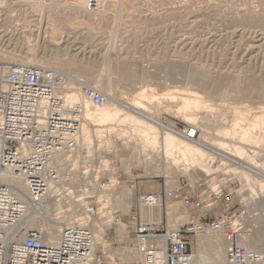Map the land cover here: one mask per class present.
I'll list each match as a JSON object with an SVG mask.
<instances>
[{
	"label": "rangeland",
	"instance_id": "1",
	"mask_svg": "<svg viewBox=\"0 0 264 264\" xmlns=\"http://www.w3.org/2000/svg\"><path fill=\"white\" fill-rule=\"evenodd\" d=\"M56 1L59 0H43L45 6L41 12L33 11L30 5L19 2L11 11L12 17L5 21V14L0 13V21L3 26L23 27V30L32 32V38L44 37L45 42L39 47V51L50 53V49H55L63 54L64 58L72 60L74 64L70 75L83 80L84 84L95 86L98 82L96 79L101 80L98 86L103 91L108 88V81L111 78L113 86L111 85L110 91L119 95L124 101H131L138 96L136 94L146 84L143 79L145 77V81H149L148 86L152 85L154 88L148 89V97L144 99L146 103L156 106L152 110L153 114H158L164 122L167 121L170 124L197 125L200 130V140L210 142L211 136L216 135V126L219 123L216 111L222 109L223 105L230 107L233 103L240 107L242 104H244L242 107L250 106V121L257 120L258 125L256 128L250 126L253 130L251 134L254 136V142L247 144L246 148L257 151V157L264 161V112L260 110V107H264L263 96H260L264 93V0H102L101 3L97 0L95 6L102 4V8L107 10L99 22L88 15L63 10L53 4ZM117 25L119 39L117 38L118 41L116 39L113 49L110 50L109 42ZM2 34L0 33V36ZM14 37L8 43L9 37L6 35L4 41L0 39V46L12 54L19 53L18 55L21 56H27L38 49L35 42L29 43L23 36L17 38L18 35H15ZM54 38L57 40L55 41ZM82 48H87L86 51L84 50V55ZM92 49H95L93 54L89 51ZM105 49L111 51V59L105 54L107 52ZM3 62L10 63L9 60ZM81 65L88 66V72L76 70L75 67ZM123 68L126 73L123 72ZM132 70H139L142 73L135 78L131 76ZM108 71L112 72L111 75ZM158 76L161 81L158 80ZM249 78L254 79L255 87L253 85V87H247ZM234 84L239 87L236 88ZM182 88L183 90L195 88L214 107L196 110L197 116H194V121H187L177 110L181 95L176 90H182ZM247 88L252 91L248 89L249 96L243 98L242 93ZM169 93L173 95L177 93L176 96H180L178 101L171 99L172 95L169 96ZM152 95L155 97L152 98ZM157 108L160 111H157ZM108 124L103 126L104 128L107 126L105 129L95 125L92 138L98 141V148L103 154L105 152L110 160L111 174L108 179L101 181L104 185L95 189L83 188L84 194L82 193L80 198L86 203V208L78 207L80 199L72 202L67 197L63 199L70 204L59 210L61 212L66 209L76 211L78 217L84 219L82 223L95 219L96 227L105 237L104 242L98 243L96 264H140L141 257L136 247L124 248L114 239V229L118 226L117 216H122L125 222L127 221L123 215L125 211L132 210V215L139 213L141 207L137 199L138 194L158 191L164 186L165 181L168 187L182 185L184 192L190 195L200 194L207 186L216 184H220L227 191H237L242 210L245 212L244 215H239L240 219L243 225L252 229L251 242L256 245V250L264 255V240L256 234L264 227V178L263 180L255 177L245 179L239 174V168L233 171L229 169L232 166L227 169L220 167L217 171L213 166L212 171L205 174L198 172L200 168L198 163L191 170H185L183 166L180 169L170 166L166 176L159 172L150 174L152 170L147 171V169L157 171L160 168L158 160L148 159L152 153L150 151L135 153L134 156L139 158V161L130 165L128 170L123 165L121 153L110 150L109 147L114 141L115 145L121 149L122 140L133 127L131 128L132 125L130 126L129 123L118 120ZM114 129L124 137L116 134ZM118 136L122 139H118ZM81 145H83L82 137ZM92 152L93 150L88 149L87 153L80 151L82 157L90 156ZM130 173H133L135 178L131 177ZM111 188H115V192L108 196L107 193L112 190ZM133 188L136 190V197L129 208H123L122 202L114 203L116 196L120 194L122 196L120 199H124V191ZM56 198L59 199L61 196ZM171 203L184 209L180 201ZM91 208L96 212L94 217L89 215L88 211ZM166 210L167 207L162 210L165 219ZM217 210L218 208L214 207H204V211L209 214ZM63 214L64 211L60 215ZM185 221L186 218L180 222ZM180 222H171L172 227H178ZM129 229L131 230V227ZM219 235L224 242V264H226V242L222 233L199 235L200 244L195 252L199 253L201 246L209 255L208 239ZM191 238L192 236L189 237L190 240ZM204 262L210 264L209 261ZM261 264H264V261Z\"/></svg>",
	"mask_w": 264,
	"mask_h": 264
},
{
	"label": "built area",
	"instance_id": "2",
	"mask_svg": "<svg viewBox=\"0 0 264 264\" xmlns=\"http://www.w3.org/2000/svg\"><path fill=\"white\" fill-rule=\"evenodd\" d=\"M95 2L88 0V5ZM68 83L66 74L51 67L0 62V264L96 263L99 246L91 222L65 224L52 243L45 227L32 226L29 219L32 213H42L44 202L57 189L65 187L58 196L75 202L85 188L104 185L101 181L111 174L110 160L96 139L93 154L81 156L87 153L81 145L84 104L67 102L63 90ZM80 89L95 106L107 105L100 90L85 84ZM170 125L172 133L186 140L200 137L197 125ZM137 199L141 208L151 211L173 201L193 211L178 227L136 214L130 227L140 264H197L189 237L215 233L225 239L226 264L263 261L262 253L245 243L252 229L233 223L245 214L237 191L216 184L190 195L182 185L168 187L165 181L160 190L140 193ZM204 207L218 210L209 214ZM88 212L96 215L93 208ZM117 222L123 223V217L117 216Z\"/></svg>",
	"mask_w": 264,
	"mask_h": 264
},
{
	"label": "bare ground",
	"instance_id": "3",
	"mask_svg": "<svg viewBox=\"0 0 264 264\" xmlns=\"http://www.w3.org/2000/svg\"><path fill=\"white\" fill-rule=\"evenodd\" d=\"M100 1L102 2V0H98V3H101ZM19 2H23L27 5H30L33 8V11H38V12H41L43 9V6H45V4L43 3V0H2L0 2V13L5 14V17H4L5 21L8 18L12 17L11 11L14 10L15 5ZM96 2H97V0H96ZM53 4L58 5L59 7L63 8V10L65 9L67 11L74 12V14L77 13V14H82V15H88L93 20L98 21V22H99V20H101V18L104 17V13L107 11V10L105 11L102 8V4L100 6H98V5L95 6L96 5L95 4L94 5L95 7H93V6L90 7L88 5V0H59L58 2L57 1L53 2ZM118 13L120 15L119 11H118ZM114 15H116V14L114 13ZM114 18H115V16H114ZM116 21H114V22H116ZM116 24H118V23H116ZM22 28L23 27L19 28L16 25L15 26H12V25L3 26L2 21H0V33H3L0 36V39L4 41L5 36L8 35V37H9L8 43H10V41H12L15 38L14 37L15 35H18L17 38L23 36L27 40V42H29V43L35 42L36 45H38V49L35 50V52H33L27 56L26 55L21 56V55H18L19 53L12 54V53L8 52V50H4L3 47L0 46V60H1L0 62H3L4 60H9L10 63H22V64H29V65H35V66L51 67V68H55L57 70H60L61 72L66 74L68 77L69 83L66 85L65 89L63 90V93H64V96H65L67 102L68 103H75V102L81 101L84 104V120H83V124H82L81 137L83 139V146L86 147L87 149H89V151L95 142L94 139L92 138V136H93L92 133L94 131L93 127L95 125H99V126L103 127L104 125H107L108 123H112V122H115L118 120L122 123L123 122L129 123L130 126L132 125L131 128L132 127L133 128H132V131L127 133V135L125 134L126 136L122 140L123 147L121 149H119L115 145L114 141L112 142V145H110L109 148H110V150H114L117 153H121V156H123V165L128 170L130 168L129 167L130 165H132V164L134 165V163L139 161V158L137 159L134 156L135 153L139 154L138 152H141V153L145 152L146 153L147 151H150L152 153L150 154L151 156H149L148 159L149 160H156V161L158 160L159 166H160L159 170H157V171H156V169L155 170L147 169V171L152 170L150 172V174L159 172L160 174L166 176L167 169L170 166H174L176 169H180L183 166V169L191 170V169H193V166H195L196 163H198V164H200V168H199L198 172H203L205 174H209L212 171L211 167H213V166L216 167L215 168L216 171L220 167L227 169L228 167L232 166V168H229V169H232V171H233V170H236L237 168H239L240 169L238 171L239 174H241V176L245 179H250L251 177H255V178L263 180L262 178H264V161H261L262 159L257 157V153H258L257 151L252 150L251 148H246L247 144L254 142V139H253L254 136L251 134V133H253L252 132L253 130H252V128H250V126L252 125L253 127L256 128L258 125L257 120L250 121V116H251L250 115V106L242 107L244 105V104H242V106L240 107V106L233 105V103H232V106H230V107L223 105L222 109H218V111H216V112H218L217 113L218 117L215 115L217 118H219L218 124H220V125L217 124V126H216V135L217 136L216 135L211 136L210 142H206L207 140L203 141L200 139H197L195 141L186 140L185 138H183V137H181L175 133H172L170 131L171 125L166 124V122H164L158 116V114H153L152 110L156 106L150 104L149 102L146 103V101L144 99L145 98L147 99V97H148L147 96L148 89L149 88L154 89V88L152 87V85L148 86L149 81L148 80L145 81V77L143 78L144 83H146L145 86L140 88L138 94H136L138 96L133 98L131 101H124L120 98L119 95L114 94L113 92L110 91L111 85L113 86L111 78L108 81L109 82L108 88L105 90L103 89V91L98 86V85H100V84H98V82H100L101 80L96 79V82L97 81L98 82L95 86L91 85V84H85L87 86L101 90V92H103L104 95L107 97V99H108L107 105L103 108H99V107L95 106L92 102H90L89 100H85L83 98V96L81 95L80 87L84 84L83 80L77 79V78L70 75V72L72 71V68H73L72 66L74 64L73 61L68 59V58H64L63 54H60L58 52V50L56 51L55 49H50V51H51L50 53H41L39 51L40 50L39 47L43 46V44L45 42L44 37L37 36L36 38H32V32H28L27 30H23ZM118 30H119V26L117 25L116 27H114V33H113V36L111 38V42H109L110 47L109 46L108 47L110 50L113 49L112 47L115 44L116 39L118 38L117 37ZM118 39H117V41H118ZM54 40L56 41L57 39L54 38ZM84 50L86 51L87 48L86 49L82 48V54L83 55L85 54ZM94 50L92 49L89 51L93 54ZM110 50L109 51L106 50L107 52L105 53L109 57V59L112 58ZM20 54H22V53H20ZM110 67H111V64H110ZM75 68L78 71L88 72V70H89L88 66H82V65L77 66ZM65 72H67V73H65ZM108 72L111 75L112 72H110V71H108ZM123 72L126 73L125 69L123 70ZM139 73H140L139 70H132L131 76H134L136 78V77H138ZM147 75H146V79H148ZM98 79H99V77H98ZM158 80L161 81V78L159 77ZM253 83H254V79L249 78L247 81V87L252 86ZM159 84L161 85V83H159ZM219 84H220V82H219ZM222 85H224V84H222ZM222 85H220V86L222 87ZM234 85L236 88L239 87V85H237V84H234ZM165 87H167V86H165ZM218 87H219V85H218ZM233 89H234V87H233ZM248 89H250V88L245 89V91L242 93L243 98L244 97L246 98L249 96L250 93H249ZM242 90H244V89H242ZM250 90L252 91V89H250ZM253 91H254V89H253ZM176 92L181 95V97L178 95L181 99V100L179 99L180 102L177 105L178 106V109H177L178 113L183 115V117L185 119H187V121H189V122L195 118L194 116L197 114V112L195 114L196 110H199V109L204 108V107H214V105L210 104L205 99L203 94L200 91L196 90L195 88L184 89V90L182 88V90H176ZM177 93H176V95H177ZM162 94H164V93H162ZM125 95H127V94H125ZM154 95L156 96L157 94H154ZM168 95L169 96L172 95L171 99L177 100L179 98L178 96L173 95V93H169ZM155 96H153L152 98H154ZM164 96H166V95H164ZM251 96H252V94H251ZM260 96H263L262 99H264V93L261 94ZM167 97H165V98H167ZM152 98H150V99H152ZM152 101H154V100H152ZM260 108H261L260 109L261 112H264V107H260ZM229 109H230V112H228ZM157 111H160V110L157 108ZM262 114H261V116H262ZM258 115H260V113H258ZM254 116H255V114H254ZM263 116H264V114H263ZM217 118H215V119L217 120ZM259 122H260V120H259ZM116 126L118 127V125H116ZM119 127H120V125H119ZM105 128L103 127V129H105ZM109 128H111V127H109ZM127 129H128V127H127ZM260 129H262V128H260ZM115 132H116V134L120 135L119 131L115 130ZM121 137L123 138L124 136H121ZM121 137H119L118 139H122ZM257 140H258V138H257ZM140 160H141V158H140ZM73 162H76V160L74 159ZM147 175H149L148 172H147ZM130 176L135 178V175L133 173H130ZM98 186L99 185H97V184L94 185V189L97 188ZM22 187L24 189H26V187L24 185H22ZM63 189H65V187L59 188L55 192H52L50 194V196L46 199L43 206L41 207V210H42L41 214L32 213L31 217L29 218L31 225L32 226H39L40 224H42L46 229L48 240L52 243H56L59 239L61 229L65 224H74L76 222H81V224H88L89 222H91L90 226H92V228L95 232L96 242L97 243L104 242V240H105L104 234L99 228L96 227L95 219H90L88 221V223H82V221L84 219L82 217H78V215L76 214V211H68V209L63 210L64 214L60 215L63 211L61 212L59 210L70 204V202H68L67 200H64L63 197L59 198V199L56 198L63 191ZM114 192H115V188L110 190L107 193V195L108 196L113 195ZM120 197H122V196H120V194L118 196H116L114 199V203L115 202H120V203L122 202L121 205L123 208H125V209L129 208L131 202L136 197L135 188H133L132 190L128 189V190L124 191V199H120ZM79 201H81V202L78 203V207L86 208V203L82 200V198ZM114 206L119 208L116 204H114ZM106 209H107V206H106ZM156 211L160 212L161 207L156 208ZM169 213H171V212H169ZM233 223L235 225H242L243 222L240 218H236L235 220H233ZM120 227H121L120 230L122 231L121 233L128 236L129 232H127V229H126L127 227H125V225H121ZM104 230H105V228H104ZM256 234L258 235L257 237L264 240V227H262L260 230H258L256 232ZM252 239L253 238H252V233H251L248 236H246L245 243L248 246H250L251 248L256 250L257 249L256 245H254L251 242ZM221 240L223 241V239H222V237H220V235L217 237H213V238L210 237L208 239L207 246L209 249V255H207L204 252L205 250L202 249V247L200 246L199 247L200 252L198 254H196L197 263L205 264L204 261H209L210 264H224V262H225L224 261L225 250H224V242H222ZM139 256L141 257L140 253H139ZM263 261H264V255H263ZM93 264H96V263L94 262Z\"/></svg>",
	"mask_w": 264,
	"mask_h": 264
},
{
	"label": "crops",
	"instance_id": "4",
	"mask_svg": "<svg viewBox=\"0 0 264 264\" xmlns=\"http://www.w3.org/2000/svg\"><path fill=\"white\" fill-rule=\"evenodd\" d=\"M183 207H184V209H181V207H179V205H177V204H174V203L169 204L167 206V210H166V214H167L166 219L167 220L165 219V216H164L162 210L160 212H157L156 210L151 211V210L146 209V208H141L139 213L145 218L153 217L158 223L167 222V224L172 227L171 222H180L185 218L187 221L188 217L193 213V211L188 209L186 206L183 205ZM169 212H171V213H169ZM139 213H137V214H139ZM132 214H133L132 210L125 211L123 215H124L125 219L127 218V221L125 220V222H123V223H117L118 226L115 227V229H114L113 236H114L115 241L118 243V245L123 246L124 248L130 247V246L136 247V244L134 242L135 241L134 235L131 232V230L129 229L131 223L134 222L135 216H136V215H132ZM184 223L180 222L179 226L183 225ZM121 225H125L127 227L126 228L127 232H129L128 236L121 233L122 232L120 230ZM199 242H200V238L198 236H196V237L192 236V238H191V244L193 245L192 250L197 251L198 246L200 244Z\"/></svg>",
	"mask_w": 264,
	"mask_h": 264
}]
</instances>
